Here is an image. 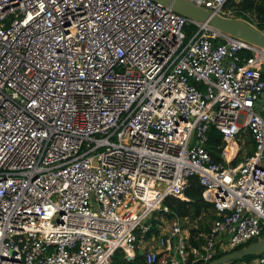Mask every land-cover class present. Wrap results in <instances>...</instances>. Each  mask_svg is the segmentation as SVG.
<instances>
[{"label": "built area", "instance_id": "obj_1", "mask_svg": "<svg viewBox=\"0 0 264 264\" xmlns=\"http://www.w3.org/2000/svg\"><path fill=\"white\" fill-rule=\"evenodd\" d=\"M187 1L264 34L227 7L242 0ZM263 92V49L153 0H0V264L131 262L192 177L215 217L202 244L174 218L144 264H208L261 238Z\"/></svg>", "mask_w": 264, "mask_h": 264}, {"label": "trees", "instance_id": "obj_2", "mask_svg": "<svg viewBox=\"0 0 264 264\" xmlns=\"http://www.w3.org/2000/svg\"><path fill=\"white\" fill-rule=\"evenodd\" d=\"M227 7L233 9L234 11H237L239 14L247 18V20L252 19L259 23L264 22V0H242L239 3L230 1L227 4ZM184 30L187 37H190L196 31V27L194 25H188L184 28ZM208 137H209V142L206 145V150L208 151L214 162H219L221 161V159L219 158L220 150L217 149V146L221 145L222 138L220 134L214 129H210L208 133ZM250 142L251 141H249V146H250ZM253 150L254 149L252 147L251 150H249L248 153H246V155L247 156L251 155ZM202 192H203V188L199 185L197 178L192 177L189 179L188 187L185 190V196L186 198L189 199L188 202L181 201L179 199L172 197L166 198L163 202V206L168 209L167 213H162V215H164L166 219L179 218V219H187L191 222L196 221L195 222L196 228L191 229L190 240H189L190 244L196 248H198L200 244H202V240L195 241L194 236L197 233H207L209 230V226L207 224L205 225L204 223L201 222V220H197V219L201 216H204V218L210 217L211 221L215 219V217L210 214L212 205L206 203L202 199ZM158 224H159L158 222L153 220L150 222L151 225L150 231L144 236V240H149L152 236H157L159 234ZM136 235H137V240H139V238H141L140 232L137 231ZM252 243L253 242L241 246L237 248L235 251L241 250ZM222 255H224V253H217L214 256V258H218ZM255 257L256 256L245 257L240 261L250 260ZM113 263L114 264H144V260L142 253L137 250L136 257L133 261L127 262L123 260L122 255L120 253H116L113 257Z\"/></svg>", "mask_w": 264, "mask_h": 264}, {"label": "water", "instance_id": "obj_3", "mask_svg": "<svg viewBox=\"0 0 264 264\" xmlns=\"http://www.w3.org/2000/svg\"><path fill=\"white\" fill-rule=\"evenodd\" d=\"M170 8L173 12L200 24H207L222 33L240 38L264 50V34L242 19L225 18L213 15L210 11L198 7L187 0H153ZM264 253V236L247 247L226 253L213 259L208 264H227L249 256H259Z\"/></svg>", "mask_w": 264, "mask_h": 264}, {"label": "rangeland", "instance_id": "obj_4", "mask_svg": "<svg viewBox=\"0 0 264 264\" xmlns=\"http://www.w3.org/2000/svg\"><path fill=\"white\" fill-rule=\"evenodd\" d=\"M258 110L259 111H261L262 110V108L264 107V92H263V94H262V98H261V101H260V103L258 104ZM262 116H263V118H264V111L262 112ZM241 140L242 139H244L243 137H241L240 138ZM244 143H245V139H244ZM246 153H248V149L246 148V150L245 151H241L240 150V155H239V157H238V161L240 160V159H242V157L244 156V155H246ZM156 221V222H158L159 224V226H158V229H159V232L160 233H165V231H166V229H168L169 228V226L171 225V223L174 221V218H171V219H166V217L164 216V215H161L160 213H155L154 215H153V217H152V219H151V221ZM200 220H201V222L202 223H204L205 225L207 224L208 226L209 225H211V219H210V217H208V218H204V216H201L200 217ZM150 221V222H151ZM195 225V222H191V221H189V220H186L185 221V227H187V228H191V227H193ZM264 236V233H263V235H262V237ZM260 239V238H259ZM259 239H254L253 240V243H255L256 241H258ZM154 244H155V241H150V243H146V241L144 240V239H142V237L141 238H139V242L137 243V250L138 251H140L141 253L143 252V250H146V249H150V247H149V245H152V246H154ZM233 252V251H232ZM226 253H228V252H226ZM225 254V253H224ZM262 255H264V253L262 254ZM260 256V255H259ZM256 258H258V256H256L255 258H252V259H250V260H255ZM250 260H246V261H250ZM238 261V262H237ZM245 260L244 261H240V260H236V262H233V261H231V262H229V263H227V264H237V263H240V262H246ZM233 262V263H232Z\"/></svg>", "mask_w": 264, "mask_h": 264}, {"label": "crops", "instance_id": "obj_5", "mask_svg": "<svg viewBox=\"0 0 264 264\" xmlns=\"http://www.w3.org/2000/svg\"><path fill=\"white\" fill-rule=\"evenodd\" d=\"M261 97H262V96H261ZM245 140H246V144L244 145L243 148H245V150H246V148H247L248 151H249V150H251V148H252V143L250 142V146H249L250 138L248 137V135L246 136ZM242 150H243V149H242ZM242 150H241V151H242ZM245 150H244V151H245Z\"/></svg>", "mask_w": 264, "mask_h": 264}, {"label": "bare ground", "instance_id": "obj_6", "mask_svg": "<svg viewBox=\"0 0 264 264\" xmlns=\"http://www.w3.org/2000/svg\"><path fill=\"white\" fill-rule=\"evenodd\" d=\"M231 147H232V146H230L227 150H229ZM227 150H226V152H227Z\"/></svg>", "mask_w": 264, "mask_h": 264}]
</instances>
